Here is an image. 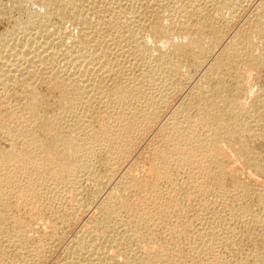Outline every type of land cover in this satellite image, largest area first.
<instances>
[{"label":"bare ground","instance_id":"obj_1","mask_svg":"<svg viewBox=\"0 0 264 264\" xmlns=\"http://www.w3.org/2000/svg\"><path fill=\"white\" fill-rule=\"evenodd\" d=\"M232 1L233 2H229V3H226V1L225 2L221 1L220 6L219 7L217 6V7L218 8H220V7L222 8L223 6H229V7L234 6L235 7V2H234L235 0H232ZM13 2L16 3V6L19 9H22L25 7L23 9V11L24 10L26 11V16H25L26 18L19 23L17 22L18 23L17 27L19 26V28L20 27L22 28V29L20 28L21 30H24L25 33H23V34H25V37L23 40L21 39L22 37L20 38L21 42H18L19 41L18 39H17L18 40L17 42H15L16 39L15 40L10 39L11 43H8L7 45H6V43L9 41V39H8V41H5V40H7L8 37H6V39H5V37H4V39H3V37L0 38V39H2V43L4 42L6 45V46H4L2 44L5 48L4 52L2 51L3 53H5V54L2 53L3 59L6 60L5 63L7 61H10V68H6V66H5V68H6V69L4 68L5 71L2 70L0 72V90L4 86H7V84L10 83L9 81H11V79L12 80L15 79L13 77H17V78L20 77L22 79L21 85L24 88L23 90H25L24 92H26V91L28 92L27 93L28 95H26L27 97L26 96L25 97L28 98V100L29 99L30 100H29V105L28 106L26 105L27 107L25 106V113H23L19 116L18 115L13 116V113H12L11 114L12 116H11V115H8L9 111L8 112L4 111L5 108L3 109V107H1L3 105L1 102L4 101L5 99L4 100L0 99V132L6 133V135H8L7 137H10L9 139L11 141V142L8 141L9 143H11L10 144V150L5 151L3 153H0V246L3 247V249L0 247V251L1 250L4 251V248H7L10 251H15V256L21 252H25V256L23 254L24 258L21 259L20 261L18 260L19 262L16 261L17 258L16 259L13 258L9 262H7V260H6V262H5L3 260V257L0 255V264H41L42 262H44V260L46 259L47 255H48L47 248L42 247L40 245V244H42V243H40V241L43 240L45 238V236L44 237L42 236L43 239H41V240L39 239L40 241H38L37 238H36L37 240H32V238H29L30 235L26 232V229L31 228V224H33V225L36 224L37 219H42V217H44L45 214H47V212H49V211L53 212V210L52 211L50 210L52 208V206H51L52 203L50 200L51 197L49 198V196H48L50 193V189H51L50 187L52 186L53 190L57 189L58 187H60V184H61L60 181L65 182L66 180H71V178H74L75 177L74 175H76L75 174L76 171H78V169H80V168L82 169V168L87 167L89 162H90V157L93 158L92 155L97 154L99 151H101V153H102V151L105 152V154H104L105 158L109 162L110 166H112V168H114L119 163V161L122 160V162H123V159L124 160L128 159V158H126V156L128 154V151H130L129 148L132 149V147L136 145V144L133 145L134 138L140 133H142V136H143V134L146 133L145 130H144V133L141 131L148 125L151 116L152 117L154 116L153 115L154 111L151 110L152 108L149 107V104L145 105V99L146 98H144V99L140 98V99H143L144 101L143 100L140 101V99H139L140 93H139L138 87H140V81L142 79L139 80L138 82H135L136 80L131 78L128 74L126 75L127 72L126 73L124 72L125 69L122 67L124 65H122L121 60H119V58H118L121 56V54L123 52L121 50L125 48L124 46H126V44L128 46V45H130V43L138 41L137 47H136L138 49L134 50L135 52L133 51L136 55L134 53H133V55L135 57L137 56L138 59H140V60L142 59L144 62H146L148 64L151 63V61H149V56L152 58L153 54H155L159 51H164L165 49H167L168 51L172 50L173 53L175 52L177 55H180V56H183V55L187 56L188 55V57L189 56L192 57L194 62L196 63L195 65L197 67L198 63L201 62L200 58L207 56L208 54L211 53V51H209L208 47L205 46L204 44H202L203 42H201V39H203V38L199 39V37L201 35L207 34V32H210L211 30L221 31L223 29H221L219 25L217 26V24L215 26L214 20L211 19V17L212 18H214V17L209 15V14L207 15L206 12H205V14H203L204 16L200 17V19H199L200 21L197 20L198 22L196 21L195 24L189 23L188 21L190 19L186 23H184L185 21L184 22L182 21L184 24H181L180 28L175 26L177 22L174 24L172 21H169V20L167 22V25L164 27L162 25L161 26L157 25V23L160 24L161 22L160 23L158 21H157V23L152 22L153 23L152 27H154V29H155V30H153L154 34L152 35V37L154 36V38H156L157 41H154V38H153V41L155 42V44L150 45L148 43L151 42V40L147 41V39H149V38H147L148 35L145 39V35H144V33H142L143 35L142 34L139 35L138 36L139 38L137 39V37H136L137 31H135L136 33L134 34L131 30L125 29V28H127V26H125V24H124V26H122V25H120L121 23L119 24V22H117L120 25L118 28V29H120V31L117 30L119 32L117 34H115V35H117V38H116L117 44H114V45L117 46L118 43H120V44L118 45L119 51H118V48L114 49V50L118 51V52H116L117 53L116 55H115V51L113 50L114 56H117V57L112 58L111 57L112 51H109V48H106L107 49L106 50L105 49L106 46H104L105 50H102V48H101L102 47V44H101L102 41H100V43H98L101 38L99 39L97 37V35H99V33H97V31H95V27L97 29V25L100 21L102 22V18L99 15H97V11H95L97 9V7H96V9H94V11L92 8L93 6L90 7V8H92L91 9L92 14H90V15L94 14L95 17L97 16L95 19L97 21L101 19L99 22L96 21L97 22V25L95 23L96 26L91 24V25L95 26L93 29V32H96L97 34L95 33V35H94V34H92L93 32L90 34V31L92 29V28L90 29V27H92L90 25L91 22L89 23L90 20H88L90 15L88 18H86V16H82L84 13V12L82 13V8L85 6H89V4H91V3L93 5L94 2H90V0H40V1H37V0H13ZM33 2L34 3L39 2V4H41L42 7L44 8L43 9L44 12L42 11V13L39 14V12H37V11H32L30 9V7H28V5L30 3L32 4ZM148 2H149V4L153 3V1H148ZM178 2L180 3V1H178ZM182 2L184 3V5L182 4V6L185 7L184 11L185 12L187 11V13H188L187 15H190V17H192L193 15H196V16L199 15L200 16V14L196 13V9H198L200 5L194 6L193 5L194 3L191 2V0L189 3H188V0H187V2L185 0ZM216 2H217V0H216ZM96 3H100V2L98 1ZM154 3H155V1H154ZM185 4H188V5L185 6ZM96 5L100 6L101 4H96ZM100 7L102 8V6H100ZM100 7H98L97 10L101 9ZM103 7H105V6H103ZM120 7H121V5H120ZM85 9L88 10V8H85ZM108 9L109 8L106 6L105 11L108 12ZM128 10H129V13H131L132 12L131 10H133V8H129ZM202 10H203V8H202ZM89 11L87 13H89ZM261 11H263V10H261ZM107 12H106V14H107ZM126 12H128V11H126ZM262 13H264V12H262ZM98 14H99V12H98ZM104 14H103V16H104ZM110 14H112V13H110ZM113 14H114V12H113ZM259 15L255 16L256 18L252 17V20H250V19L248 20L249 21L248 27L250 28L249 29L250 31L248 30L249 32H247L248 33L247 39L238 40V39H236V38H238V36L236 35L237 37L235 38V40H237V41L235 42L233 40L234 42L232 41L231 45L229 44L230 46L228 48H226L227 47V43H226V47L224 48L223 53H221L222 55L221 56L219 55L218 58L216 57L215 59H213L214 62H212L211 66L209 65L210 67L213 66L214 68H218V69L223 68V66H226L225 64L227 62V61L224 62V60L232 61V64L234 63V66L236 65L235 66L236 68L239 65H243V64H246L248 66H253V67L254 66L257 67L259 65L264 64V15H262L260 17H259ZM113 16H115V14ZM52 17L57 18L58 21L59 20L65 21L66 19H71L72 25L75 26L79 32V37H80V38H78L79 40L73 41V39H72L71 43H69V44L66 41L65 42L59 41V42H60V46L63 48V50L64 51L66 50V53L68 52L67 53L68 56H66L67 59H64V61L68 60V64H70L72 67L76 66L73 68L77 69L76 72L78 71L77 72L79 75L78 77L80 78L79 81H81L82 84H81V82L79 83V81H77L79 83V85H76L77 83H75V85H73L72 88L71 87L67 88V90L69 88H71V91H69V93H67L69 95L68 98L66 97L69 101L68 104H70L69 113L67 112V114L70 117H66V115H64V113H66V111L63 113L61 111L60 113L58 112V114H55V115H52L46 119H43V118H40L43 115L39 116L40 111H38V106H40V103L42 102L41 99L43 100V98H42V96L39 97V95L37 94L38 92L36 93L37 90L36 91L30 90V92L28 91V89L31 88L30 87L31 82L28 79L32 78L34 80V78H35L36 74L34 75V72L32 69V68H34L33 64L35 62H39V64L42 65V69L40 68L42 71L41 74L46 75V73H48L47 69L49 67L48 64L50 63V61L48 62V59H51L52 57L50 56L51 58H49V54H47L48 52H46V48H47V44L49 43L48 39L53 37L54 35L56 36V34L53 35V32L49 33V31H48V29L50 27V25H48V24H50V19ZM104 17H107V15ZM130 17L132 19H133V17H135L134 12H133V15H131ZM139 17H141V16H139ZM105 21H107V20H105ZM115 21H116V19H115ZM61 23H63V22H61ZM114 24H112V27ZM222 25H224V24H222ZM106 27H108V26L106 25ZM156 27H160V28L157 29ZM59 28H60V25H59ZM104 28H105V25H104ZM108 29L111 30L112 28L111 29L108 28ZM108 29H106V30H108ZM115 29H116V27H115ZM63 30L64 29L61 30L62 34H63V32H62ZM69 30H70V28H69ZM97 30H99V28ZM101 30H99L100 33H101ZM50 31H51V29H50ZM66 31L68 32V30H66ZM66 31H64V32H66ZM70 31H72V30H70ZM70 31L67 33L68 34L67 36L70 37L69 39L74 37V34L70 33ZM103 31H105V29L102 30V32ZM56 32L59 33V31H56ZM103 33H101V34L103 35ZM110 33H113V32L110 31ZM110 33H109L110 37L109 36H107V37H109L110 40H112ZM177 33H182V34L187 33V35L190 34V35L194 36L193 41L191 43H188V44H184L181 41L178 42V40L176 42L175 38L177 36L176 35ZM237 33H235V34H237ZM9 34L14 35V32H10ZM17 36H19V35H17ZM55 36H54V38H56ZM60 36H61V39L64 37V36L62 37V35H59V38H60ZM89 36H90V38H89ZM104 36L106 37V35H104ZM12 37H14V36H12ZM233 37H235V35ZM257 37L258 38L261 37V39H262V40H260V42L262 43V46L259 45L260 46L259 54H256L253 52L254 51L253 47H255L254 45L256 44V41L258 40ZM59 38H57V39H59ZM65 38H66V36H65ZM93 38L96 39V41L99 39L98 42L95 43L94 45H92V43H94L96 41ZM106 38L104 40L107 41ZM114 40L111 42H114ZM91 41H93V42H91ZM106 43H108V42H106ZM106 43H105V45H107ZM109 43H110V41H109ZM261 43H259V44H261ZM100 44H101V47H100ZM135 45H136V43L135 44L133 43V45L131 44V46H135ZM111 46L113 47V44ZM244 47H246V48H244ZM39 48H41L40 51L38 50ZM81 50H83V51H81ZM165 52H166V50L164 51V53ZM85 53H88V55ZM164 53H161V54L164 55ZM71 55H72V57H71ZM85 55H87V56H85ZM155 55H157V54H155ZM222 56L224 58H222ZM0 58L2 59V56ZM121 59H123V58H121ZM143 61H142V64H143ZM169 61H171V60H169ZM169 61L166 59V57L162 58V63L158 69L159 70V76H160V78H158V79L161 80L160 85H161V82L165 78H166L165 80H167L168 75L172 74L171 72L173 71L174 67L176 66V65H174V67L171 66L172 62L170 63ZM7 64H9V62H7ZM2 65H4V64H2ZM36 65H37V63H36ZM65 65H67V64H65ZM67 66H69V65H67ZM198 66H200V64ZM7 67H9V66L7 65ZM37 67H38V65H37ZM39 67H41V66H39ZM157 68H158V66H157ZM191 68H192V66H191ZM237 71H240V72L239 73L237 72L238 75H236V76L238 78L237 79L238 83L236 82V84H237L238 88L242 89V87H243V85H242V81H243L242 73H241L240 68H239V70L237 69ZM57 73L56 74L48 73L47 76L49 78L46 77L47 78L46 82L50 83L48 85H51V84L56 85L55 81H58V79H60L61 77L63 78L64 75L61 76L59 73L58 74ZM37 74H38V71H37ZM63 74H65V72ZM70 74H72V73H69L67 75H70ZM75 75H76V73H75ZM111 75L112 76L125 75L126 77H125L124 81L122 82V84L121 83H119L120 85L117 84L118 86L115 88L116 90H114L113 92H111L107 95L106 92H108V91H104L103 86L101 84H104L103 83L104 80L108 79V77H110ZM121 76H120V78H121ZM43 77H44V75H43ZM70 77H68V78H70ZM142 77H144V76H142ZM110 78H112V77H110ZM40 79H43V78L40 76ZM69 80H71V78L68 79V82H69ZM115 80H116V78H115ZM62 82H63V80H62ZM71 83H70V85H71ZM68 85H69V83H68ZM104 87H106V86H104ZM163 87H166V86H163ZM65 89H66V87H65ZM160 89H161V86H160L159 90ZM193 89H194V92H193L194 95H192V101L191 102L195 104V105L194 104H192V105L195 106L194 109L196 112L195 113L196 116L200 119V116L204 113L205 116L208 115L207 117L211 118L212 122L208 123L209 121L208 122L206 121V123L204 124L205 121L202 119V122L204 121L203 125H205V127L203 128V130H201L202 128L198 129L197 126L192 127L189 119L188 120L185 119V115H186L185 112H183L185 115H183V113L181 114L182 116H184L183 117L184 119H181V117H179L180 115L178 116L179 118H176L177 113L175 115L176 117H173L171 119L169 118V120L166 119L167 123L165 124V133H162V134L160 133L161 136H159L160 137L159 141L150 149V151H148V153L150 155H152V157H150V158L147 156L149 158L148 159L149 160L148 161L149 162V165H148L149 171L148 172L146 171V172L149 173L148 177L149 176L150 177L148 179L147 178L140 179L138 177L137 173L139 172L138 170H139V167H141L140 166L141 163L132 160L133 156H132V158L130 157L133 162L131 163L129 161L128 166L125 167V169L123 171H121L119 174H118V172L120 171V170H118L119 168L117 169L118 172L116 171L118 174V177L115 175L117 177V181H116V184L114 186H117L120 189H129L131 187H133L134 189L135 188L138 189V192L140 194L138 196L141 197L140 202L138 201V204L137 205L135 204V207L132 209H129L130 207H133V206H129L130 205V202H129L128 203L129 208L126 207V208H128V209H126L125 205L123 206V204H122L123 207L121 206V203L117 206H113V205H111L110 201L108 202V204L110 203L109 205L107 203H105V201H102V202L100 201L101 203L99 204V207H98L99 210L98 211H100L102 213V217L104 219H106V222L109 220V218L112 217L111 215L113 213H117L119 211V208L122 207V209H125V210H122V212L124 211L128 214L129 220L131 221V223H133V226H135V229L137 228L136 226H138V228L140 226L143 228V231L141 233L139 232L140 234H138L137 231L131 227V225L128 223L129 221L127 220V223L130 225V226L127 225V227L132 228L129 230L126 228L128 231H125L126 236H124V240H125L124 246H126L127 248H124L125 250L124 249L120 250L118 247L119 250L117 252V255L114 254L117 251L116 249H114V250H116L113 253L114 255L112 253H109L108 251H106L107 249L105 250L106 252H108L109 254H112L113 256H108V254H106V252L105 253L99 252L98 249L95 250L94 244L91 243L93 241L89 242L91 239L88 241V240H86V238L84 239L83 237H81L84 235L79 234V236L81 235L79 237V236H77V234H74L75 236L72 238V240H70L71 244L69 246H67L65 248V250H63L64 251L63 256L61 257V260L58 264H117L116 262H119L121 260H122V262H120L119 264H246L245 263L246 260L244 261L243 260L244 258L243 259L242 258L240 259V257L238 258L237 257L238 255L235 254L236 252L234 250H232V251H234L235 253H233V252L231 253V251H230L231 249L230 250L228 249L229 253L227 250H226L227 253H225L224 251H222L220 249V247L223 246V244L225 243L228 236H226L225 232H223V231L217 232V234L220 233L222 235H220V234L215 235L216 234L215 230L218 229V228H216L217 225H215L216 227L208 226V227L202 228V230L200 228V231L199 230L197 231V229H196V234H197L196 236L200 241H202L201 244H198L196 240L194 241L192 238H190L191 236L189 237L188 228L191 225V223L189 224L186 222L187 224L184 223L185 224L184 226L181 224L182 223L181 221H179V222H181L180 224L177 223V220L181 217V213H182V211H184V207H185V205H182L180 203V199L178 198L180 196L178 195L177 192L178 191L182 192V190L185 187L184 192H185L186 200L190 201L191 198H192V200H195L194 203L195 202L196 203L194 205L196 206V204H197V206L199 208V212L201 214L200 216H203L204 213L206 211H210V208H211V206L209 207V205L212 204V201L209 199V195H208L209 191L208 190H210V188H211L210 186L213 185L212 190L213 189L214 190L212 192L215 191V193L217 192L219 195H223L224 197L227 198V200H230V202H231V207H230L231 209L229 210V213H228L231 216L230 220L235 219L237 221L239 220L238 222H240V223H244V222H248L249 218H250L251 222L260 223L259 220L262 219L261 215H260V217L258 214H256V215L253 214L251 216V214L249 213L251 217L248 216L249 218H245L246 214H244L242 212L246 211V209H245V207H246L245 202L246 201L245 200L248 199L247 198L248 196L249 197L251 196L252 202L262 204V207L264 209V189L262 187H261L262 189H256L255 188L257 186H258V188H260L259 186H261V184H264V183H261V181L258 178H256L259 175L258 173H257V175L255 174L256 176L254 177V176H251V174H249L248 173L249 171H248L247 174L250 175V177H248L250 179L248 180L247 183L239 181V179H238L239 176L237 174L240 173V171H241L240 169H242V171L244 172V170L246 168L251 169V170L256 171V172L259 171L261 174L262 173L264 174V160L262 158H260L262 155L264 156V131L260 132V131H258V129L260 130V128H258V127H257L258 129L255 128L256 125H258L260 123L262 118L260 119L259 123L257 122V124L255 125L253 123L254 119L253 120H247L249 118V114H248L249 109L247 110V108H245L244 105L240 104L242 102L238 101L237 98H234V99L233 98H227V96L220 95L218 92H214V90H210L209 91L210 95H208L203 90L204 88L200 87L198 84L195 85L193 87ZM240 89H239V91H240ZM156 90H157V88H156ZM31 91H33V94H32L33 96L31 95ZM164 91H165V89H164ZM86 93H88V95L90 94V96L92 95L93 99L95 98L96 100H98V102H96L97 103L96 106L94 105L95 106V112H96L95 116L97 118L96 121L98 122V126H94V125H96V123H95L96 121L94 122L95 124H93L92 116H89L90 115L89 113H88L89 115H87L86 114L87 112L85 111V109H83V110L86 113L83 112V110H80L81 109L80 106L84 107V105H82V103L87 102L86 104H88L89 101H87V100H90L89 99L90 96H88ZM164 93L166 94V92H164ZM67 94H65V95H67ZM145 94H146V92H145ZM3 95H4V93H3ZM19 95H20V93H19ZM0 96H2V95H0ZM215 97H217V98L221 97L222 101L223 102L225 101L224 105L226 103L228 105L226 104L224 106L225 107L224 109H218L219 106L217 108L216 107L217 105H215V103H216L214 101ZM16 98H17V96H16ZM157 98H158V96H157ZM164 98H166V97H164ZM164 98L162 97V99H164ZM18 99H16V102ZM153 99H155V98H153ZM153 99H151L150 101H152ZM28 100H26V101H28ZM96 100H93V101H96ZM133 100H135V104H134ZM187 100H189V99H187ZM66 101L67 100H65V102ZM147 101L150 102L149 100H147ZM5 102H7V99ZM9 102H7L8 105L11 104V103L9 104ZM157 102H160V101H157ZM157 102L156 101L154 102L155 105L159 104ZM165 102L163 104H166ZM22 103H23V101H22ZM24 103H26V102H24ZM17 104H16V106H17ZM153 105L154 104H152V106ZM65 107H67V104L65 105ZM157 107H158V105H157ZM180 107L181 106H179V108ZM182 107H183V109L185 108L184 106H182ZM10 108H12V107H10ZM10 108H9V110H10ZM23 108L24 107L21 106L22 110H23ZM88 108L89 107H87L86 110ZM167 108H168V106H167ZM7 109H8V106H7ZM155 109H157V108H155ZM176 109H177V107H176ZM181 110H182V108H181ZM12 111L10 110V112H12ZM92 111H93V109H91L90 112H92ZM174 111H172V112H174ZM14 112H15V110H14ZM155 113H156V111H155ZM178 113H180V112L178 111ZM173 114H175V112ZM91 115H92V113H91ZM159 115H161V114H159ZM162 115H163V113H162ZM170 115H172V114H170ZM250 115H252V114H250ZM163 116H161V118ZM168 117H170V116H168ZM188 117H189V115H188ZM251 117H253V116H251ZM258 117H260V116H258ZM108 118H109V120H107ZM110 118H112V119H110ZM191 118H193V117H190V119ZM151 121H153V120H151ZM154 121L156 122L157 120H154ZM199 122H200V120H199ZM261 122L262 123H260V124L263 128L261 130H264V119ZM193 123H195V122H193ZM150 125H152V127H153L154 124L151 123ZM155 126H156V124H155ZM261 126H259V127H261ZM198 127H199V125H198ZM37 128L42 129L43 130L42 132L46 137L45 141H43V140L41 141L39 139L41 143L38 140H36V138H34V135H33L34 131L37 130ZM153 128H155V127H153ZM160 131H162L161 128H160ZM147 134H148V132H147ZM9 139H7V140H9ZM138 139H140V138H138ZM220 142L227 143V145H229V147L232 149L234 147L235 148L234 151L236 152V154L235 155L233 154V156L232 155L228 156L230 153H226V154L223 153L226 151V149H224L222 147V149H223V152H222L220 145H218V143H220ZM42 146H43V148H42ZM43 149H44V151H43ZM262 149H263V151H262ZM94 157H95V155H94ZM228 157H231V158L229 159ZM121 164H122V166L124 165L123 163H121ZM117 166H119V165H117ZM244 166L245 167L247 166V167L245 168ZM141 169H142V167H141ZM142 170H145V169H142ZM142 172H144V171H142ZM106 178H107V176H106ZM178 181H180L181 183L178 184ZM249 181H252V182H249ZM180 184H182V185H180ZM250 184H252V185H250ZM178 185L182 186L183 189L178 190V189H180L178 187ZM183 185H185V186L183 187ZM253 185H256V186H253ZM61 186H63V185H61ZM208 187H210V188L208 189ZM51 192H53V191H51ZM47 193H48V195H47ZM54 193H55V191H54ZM56 193H57V190H56ZM215 193H214V195H215ZM127 194H126V196H127ZM183 195H181V196H183ZM210 195H212V194H210ZM138 196L136 198H138ZM187 197H189V198L187 199ZM119 199L122 200V198H119ZM72 200H73V198H72ZM106 201H107V199H106ZM113 201L115 202L114 199H113ZM117 201H118V199H117ZM123 201H124V199H123ZM54 202H56V201H54ZM114 202H113V204L116 203V202L115 203ZM119 202H120V200H119ZM221 202H223V201H221ZM233 202H236V204H234ZM135 203H137V202H135ZM187 203H190V202H186V204ZM249 205L250 204H248V207H249ZM56 206H57V204H56ZM126 206H127V203H126ZM203 210H204V212H203ZM57 211H54V213L56 212V214H57ZM197 211H198V209H197ZM119 212H121V211H119ZM127 214L125 216H127ZM243 214H244V216H243ZM195 216H197V213L195 214ZM118 217H119V214H118ZM125 218L127 219V217H125ZM113 219H115V218H113ZM110 220H112V219H110ZM122 220H123V218H122ZM262 221L263 220H261V224H262ZM51 223L52 222H50L49 224H51ZM107 223H109V222H107ZM124 223L127 224L125 221H124ZM37 224L35 226H37ZM125 224H124V226L126 227ZM263 224L261 225L262 234L264 233V225ZM35 226H33V228H35ZM68 227H69V225H68ZM58 229H59V227H58ZM95 229H94V231H95ZM141 229H138V230L141 231ZM29 230H31V229H29ZM159 230H161L160 231L161 233H157ZM40 231H41V235H43L42 230H40ZM59 231H55L54 233L50 232V233H52V235L49 233L51 235V237L49 236V238H50L49 240H51L53 243L55 242V245H57L61 241L62 243H60V244L61 245L63 244V246H64L63 238H64L65 234H63V229H61L62 235H59V234H61ZM58 232H59V234H58ZM38 233H40V232L38 231ZM83 233H85V232H83ZM47 234H48V232H47ZM158 234H162L161 236L165 235L166 236L165 239H167L168 241H163L162 239H160L161 237L159 238ZM32 236H37V233L35 235L32 234ZM165 236H163V237H165ZM38 238H40V237H38ZM47 238H45V240ZM33 239H35V238H33ZM227 240H229V239H227ZM44 241H42V242H44ZM47 242H49V241H47ZM49 243H50V245L52 244L51 242H49ZM49 243H47V244H49ZM88 244H89L90 249L86 248V246ZM95 244H97V243H95ZM225 244L227 245V243H225ZM226 245H225V247H226ZM27 247H30L29 250ZM47 247H49V246H47ZM111 247L112 246H110V248ZM53 248H54V246H53ZM97 248H98V246H97ZM26 249L28 251H26ZM261 249H262V247L259 249V251ZM263 250L264 249H262V251ZM119 251L120 252L123 251L124 253L120 254ZM257 251H256V253H254V255L251 254L252 255L251 256L252 260L250 259L251 264L252 263L264 264V252H262V251L257 252ZM247 254L245 253L244 255L246 256ZM10 255H12V254L10 253ZM12 256H14V255H12ZM248 257H249V255H248ZM18 258H19V256H18ZM187 258H189V260ZM7 259H8V257H7ZM117 259H120V260L118 261ZM114 260H117V261L114 262ZM247 260L249 262V259H247Z\"/></svg>","mask_w":264,"mask_h":264},{"label":"rangeland","instance_id":"obj_2","mask_svg":"<svg viewBox=\"0 0 264 264\" xmlns=\"http://www.w3.org/2000/svg\"><path fill=\"white\" fill-rule=\"evenodd\" d=\"M37 1H40V0H37ZM100 2V3H96V2ZM148 1H153V3L151 4H149V2ZM154 1H155V3H154ZM161 1V2H160ZM178 1H180V3L178 2ZM90 0V2H94L93 3V5H92V3L91 4H89V6H85V7H83L82 8V13H83V15L82 16H86V18H88L89 17V15L90 14H92V8H93V11H94V9H96V7H97V9H98V7H100V6H102V8L101 9H99V10H95V11H97V15H99L101 18H102V22L100 21V20H95L96 19V17L94 16V14L93 15H90V17H89V19L88 20H90L89 21V23H90V25L91 24H93V25H95V23H96V25H97V22H99L98 23V25H97V29L99 28V30H104L105 29V31H103L102 32V30H101V33H103V35L100 33V31L99 30H97L96 29V25L95 26H93V25H91L92 27H90V29H91V31H90V34L93 32V29H94V27H95V31H97V33H99V35H97V37L100 39H98L99 40V42H98V40L96 41V39H94L96 42H94V43H92V45H94L95 43H100V41H102L101 42V44H102V47H101V44H100V47L102 48V50H105L106 48H109V51H112V55H111V57L112 58H115V57H117V56H114V53H113V50L115 49V48H118V45L120 44V43H118V45L116 46V45H114V44H117V35H115V34H117L119 31H120V29H118L119 28V26L120 25H122V26H124V24H125V26H127V28H125V29H128V30H131L134 34L136 33L135 31H137V33H136V37H137V39L139 38L138 36L139 35H141L142 33H144V35H145V39H146V37H147V35H148V37L147 38H149V39H147V41H150L151 40V42H149L148 44H150V45H154L155 44V42L154 41H157V39L156 38H154V36L152 37V35L154 34V32H153V30H155L154 29V27H152V25H153V23H157V21L160 23V24H158L157 23V25H162L163 27L164 26H166L167 25V22H168V20L169 21H172L174 24L176 23V25L175 26H177L178 28H180V25L181 24H184V23H186L189 19V23H191V24H195L196 23V21L198 20V21H200L199 19H200V17H202V16H204L203 14H205V12H206V14L208 15H211V16H213L214 18H212L211 17V19H213L214 20V25L216 26V24H217V26L219 25L220 26V28L221 29H223V30H221V31H218V30H211L210 32H207V34H204V35H201L200 37H199V39H201V38H203V39H201V42H203L202 44H204L205 46H207L208 47V49H209V51H211V53L210 54H208L207 56H204V57H202V58H200V61L201 62H199L198 63V65L200 64V66H198L197 65V67H196V63L194 62V60H193V58L192 57H188V55L187 56H180V55H177L175 52L173 53V51L172 50H167V49H165L166 50V52L164 53V51H159V52H157V53H155V54H157V55H155V54H153V57L151 58L148 54V56H149V61H151V63L150 64H148V63H146V62H144L142 59V61H143V64H142V61L140 60V59H138L137 58V56L135 57L134 55H133V53L135 52L134 50H136V49H138V48H136L137 47V43H138V41H136V42H133L134 44L136 43V45L135 46H131V44L133 45V43H130V45H128L127 46V44H126V46H124L125 48L124 49H122L121 51H123L122 52V54H121V56L120 57H118L119 58V60H121V63H122V65H124V66H122L124 69H125V73H126V75L128 74L131 78H133L134 80H136L135 82H138L139 80H141L140 81V87H138L139 88V93H140V95H139V99L140 98H146L145 99V105L147 104H149V107L150 108H152L151 110H153L154 111V113H155V111H156V113L154 114L153 113V115L156 117H152L151 116V118H150V121L151 120H153V121H149V123H148V127L145 129H143L141 132H143L144 133V130H145V134H143V136H142V133H140V134H138L135 138H134V142H133V145H135V146H133L132 147V149L131 148H129V150L130 151H128V154H127V156H126V158H128V159H126V160H124L123 159V162H122V160L121 161H119V163L117 164V165H119V166H115L114 168H112V166H110V164H109V162L106 160V158H105V152L104 151H102V153H101V151H99L97 154H94L95 155V157H94V155H92V157L93 158H91L90 157V162H89V164H88V166L87 167H85V168H80V169H78V171H76V175H74L75 177L74 178H71V180H66L65 182H62V181H60L61 182V184H60V187H58L57 189H54L53 190V187L51 186L50 188L52 189H50V193H49V195H48V193H47V195L49 196V198H50V200H51V203H52V208L50 209L51 211L53 210V212H47V214H45V216L44 217H42V219H37V226H35L36 224H31V228H27L26 229V232L30 235L29 236V238H32V240H37L38 239V241H40L41 239H43V237L45 236V238H47L46 240L47 241H49V242H51L52 244L50 245V243L49 242H47L46 240H45V238L43 239V240H41L40 241V243H42V244H40L42 247H45V248H47V252H48V255H47V257H46V259L44 260V262H42L41 264H58L59 262H60V260H61V257L63 256V250H65V248L67 247V246H69L70 244H71V242H70V240H72V238L75 236L74 234H77V236H79V234H81V235H84V236H81V237H83L84 239L86 238V240H90L89 242H91V241H93V242H91V243H93L94 244V246H95V250H97L98 249V251L99 252H106V251H108L109 253H114L116 250V252L114 253L115 255H117V252H118V250L120 249H124V248H127L126 246H124L125 245V240H124V236H126L125 234H126V232L125 231H128L129 229H135V226H133V223H131V221L129 220V217H128V214L126 213V212H122V210H125V209H122V207L125 205V208L126 207H128L129 208V206H133V207H130L129 209H132V208H134L135 207V204L137 205L138 204V201L140 202V200H141V197L140 196H138V195H140L139 194V192H138V189H134L133 187H131V188H129V189H120V188H118L117 186H114L115 184H116V181H117V177H118V174L121 172V171H123L124 169H125V167H127L128 166V164H129V161L132 163L133 161L132 160H134V161H137V162H139V163H141L140 164V166L142 167V169H145V170H142L141 169V167H139V172L137 173L138 174V177L140 178V179H145V178H149L148 177V175H149V173H147L149 170H148V165H149V158L150 157H152V155H150L149 153H148V151H150V149L159 141V139H160V137L159 136H161V134L162 133H165V124L167 123L166 122V119L167 120H169V118L171 119V118H173V117H176V118H179V117H181V119H184L183 117L184 116H182L181 114L183 113V112H185L186 113V115L183 113V115H185V119H189V121L191 122V125H192V127H196L197 126V128L199 129H201V130H203V128L205 127V125H203V122H204V124L206 123V121L208 122V123H210V122H212V120H211V118H208L207 116L208 115H206L205 116V114L203 113L201 116H200V119L196 116V112H195V109H194V103H192L191 101H192V95H194L193 94V92H194V89H193V87L195 86V85H199L200 87H202V88H204L203 90L205 91V93L206 94H208V95H210V90H214V92H218L220 95H224V96H227V98H237L238 99V101H240V102H242V103H240V104H242V105H244V107L245 108H247V110L249 111L248 112V114H249V118L247 119V120H253L254 122V124L256 125L257 124V122L259 123V121H260V119L262 118V120L261 121H263V119H264V64H262V65H259V66H257V67H253V66H248V65H246V64H243V65H239L237 68L234 66V63L232 64V61H229V60H224V62H226V66H223V68H220V69H218V68H214L213 66L212 67H210L211 65H212V62H214V60L213 59H215L216 57L218 58L219 57V55L221 56L222 54L221 53H223V51H224V48L226 47V43H227V47L226 48H228L230 45H231V43H232V41L234 40L235 42L237 41V40H235V38L238 36V38H236V39H238V40H241V39H243V40H245V39H247V35H248V33L247 32H249L250 30V28L248 27L249 26V19L250 20H252V17H254V18H256L255 16H257V15H259V17L260 16H262V15H264V13H262V12H264V0H235L234 2H235V7L234 6H223L222 8L220 7V8H218L219 6H220V4H221V1H223V2H225L226 1V3H229V2H233L232 0L230 1V0H217V2H216V0H191V2H193L194 4V6L196 5H200L199 6V8L198 9H196V13H198V14H200V16L199 15H191L192 17H190V15H187L188 13H187V11L185 12L184 11V9H185V7L184 6H182V4L184 5V3L182 2V1H184V0ZM186 2H187V0H185ZM190 2V0H188V3ZM209 2V3H208ZM215 2V3H214ZM163 3V4H162ZM96 4H101L100 6L99 5H96ZM106 4V5H105ZM207 4V5H206ZM213 4V5H212ZM215 4V5H214ZM239 4V5H238ZM15 5V6H14ZM91 5V6H90ZM96 5V6H95ZM120 5H121V7H120ZM129 5V6H128ZM186 5H188V4H185V6ZM93 6V7H92ZM103 6H105V7H103ZM106 6L109 8L108 9V12L107 11H105V9H106ZM216 6V7H215ZM218 6V7H217ZM238 6V7H237ZM241 6V7H240ZM28 7H30V9L32 10V11H37V12H39V14H41L42 13V11H43V7H42V5L41 4H39V2H33L32 4L30 3L29 5H28ZM90 7H92V8H90ZM228 7V8H227ZM233 7V8H232ZM25 8V7H24ZM24 8H22V9H19L17 6H16V3L15 2H13V0H0V38H2L3 37V39H4V37H5V39H6V37H8L7 38V40H5V41H8V39H9V41L6 43V45L8 44V43H11V41H10V39L11 40H15V42H17L18 40V42H21L20 40L22 39H24V37H25V34H23V33H25L24 32V30H21L20 28H19V26L17 27V24L19 23V22H21V21H23L26 17V11L24 10L23 11V9ZM85 8H88V10L87 9H85ZM127 8V9H126ZM129 8H133V10H131L132 12L131 13H129ZM202 8H203V10H202ZM231 8V9H230ZM235 8V9H234ZM113 9V10H112ZM205 9V10H204ZM208 9V10H207ZM216 9V10H215ZM87 10V11H86ZM90 10V11H89ZM119 10V11H118ZM149 10V11H148ZM202 10V11H201ZM261 10H263V11H261ZM89 11V13H87ZM104 11V12H103ZM126 11H128V12H126ZM142 11V12H141ZM44 12V11H43ZM98 12H99V14H98ZM106 12H107V14H106ZM113 12H114V14H115V16H113L114 14H113ZM120 12V13H119ZM133 12H134V15H135V17H133V19L130 17L131 15H133ZM213 12V13H212ZM234 12V13H233ZM102 13V14H101ZM105 13V14H104ZM110 13H112V14H110ZM147 13V14H146ZM156 13V14H155ZM12 14V15H11ZM103 14H104V16H106L107 15V17H104L103 16ZM216 14V15H215ZM96 15V14H95ZM111 15V16H110ZM103 16V17H102ZM139 16H141V17H139ZM172 16V17H171ZM249 16V17H248ZM115 17V18H114ZM118 17V18H117ZM123 19H122V18ZM196 17V18H195ZM209 17V16H208ZM217 17V18H216ZM18 18V19H17ZM85 18V17H84ZM94 18V19H93ZM109 18V19H108ZM129 18V19H128ZM169 18V19H168ZM175 20H174V19ZM180 18V19H179ZM188 18V19H187ZM56 19V20H55ZM115 19H116V21H115ZM152 19V20H151ZM172 19V20H171ZM177 19V20H176ZM105 20H109L108 22L107 21H105ZM97 21V22H96ZM104 21V22H103ZM123 21V22H122ZM129 21V22H128ZM180 21V22H179ZM184 23H183V22ZM197 21V22H198ZM218 21V22H217ZM224 21V22H223ZM18 22V23H17ZM61 22H63V23H61ZM117 22H119V24L117 23ZM153 22V23H152ZM115 23V24H114ZM134 23V24H133ZM56 24V25H55ZM112 24H114L113 25V27H112ZM222 24H224V25H222ZM48 25H50V27H49V29H48V31H49V33L50 32H53V35L54 34H56V38H54V36L53 37H51V38H49L48 39V41H49V43L47 44V48H46V52H48L47 54H49V58H51V59H48V62L50 61V63L48 64V69H47V71H48V73H50V74H56L57 72L61 75V76H63V78L61 77L60 79H58V81H55V83H56V85L55 84H51V85H48V84H50V83H48V82H46V80H47V78H49L47 75H48V73H46V75L45 74H41V69H42V65L41 64H39V62H35L34 64H33V67L34 68H32L33 69V72H34V75H35V78H34V80L32 79V78H30V79H28L30 82H31V88L30 89H28V91L30 92V90H33V91H36V93L39 95V97L40 96H42V98H43V100L41 99V103H40V106H38V111H40L39 112V116H41V115H43V116H41L40 118H43V119H46V118H48V117H50V116H52V115H55V114H58V112L60 113L61 111H62V113L63 112H65L66 111V113H64V115H66V117H70L68 114H67V112L69 113V109H70V104H68L69 103V101H68V94L67 93H69V91H71V88H72V86L73 85H75V83H77L76 85H79V83L81 82V81H79L80 80V78L78 77L79 75H78V71L76 72V70L77 69H75V68H73V67H76V66H71L70 64H68V60H65L64 61V59H67L66 58V56H68V52L66 53V50L64 51L63 50V48L60 46V42L59 41H62V42H67L68 44L69 43H71V40L73 39V41H77V40H79L78 38H80L79 37V32H78V30H77V28L75 27V26H73L72 25V22H71V19H66L65 21H61V20H57V18H54V17H52L51 19H50V24H48ZM52 25V26H51ZM55 25V26H54ZM59 25H60V28H59ZM89 25V26H90ZM101 25V26H100ZM104 25H105V28H104ZM106 25L108 26V27H106ZM111 25V26H110ZM118 25V26H117ZM156 25V26H157ZM57 26V27H56ZM99 26V27H98ZM141 26V27H140ZM243 26V27H242ZM62 27V28H61ZM75 27V28H74ZM101 27V28H100ZM115 27H116V29H115ZM19 28V29H18ZM54 30H53V29ZM69 28H70V30H72V31H70L69 30ZM108 28H112L111 30H109ZM132 28V29H131ZM157 29L158 28H160V27H156ZM16 29V30H15ZM24 29V28H23ZM50 29H51V31H50ZM56 29V30H55ZM58 29V30H57ZM62 29H64L62 32H63V34L61 33V30ZM89 29V30H90ZM106 29H108V30H106ZM124 29V30H125ZM156 29V30H157ZM11 30V31H10ZM53 30V31H52ZM66 30H68V32L70 31V33H73L74 34V37L73 38H71V39H69L70 37H68L67 35V31ZM117 30H119V31H117ZM249 30V31H248ZM23 31V32H22ZM56 31H59V33H57ZM64 31H66V32H64ZM87 31V30H86ZM99 31V32H98ZM107 31V32H106ZM110 31L111 32H113V33H110ZM141 31V32H140ZM10 32H14V35H10L9 33ZM55 32V33H54ZM88 32V31H87ZM140 32V33H139ZM153 32V33H152ZM222 32V33H221ZM239 34H238V33ZM8 35H7V34ZM95 33L96 32H93L92 34H94L95 35ZM96 33V34H97ZM108 33V34H107ZM109 33H110V35H111V39L112 40H110V36H109ZM139 33V34H138ZM151 33V34H150ZM235 33H237V34H235ZM6 34V35H5ZM24 36H23V35ZM62 35V37L65 35L66 36V38H65V36L61 39V36H60V38H59V35ZM220 34V35H219ZM5 35V36H4ZM17 35H19V36H17ZM58 35V36H57ZM101 35V36H100ZM104 35H106V37L107 36H109V37H105ZM143 35V34H142ZM150 35V36H149ZM177 35V36H176ZM175 36H176V38H175V40H176V42H177V40H178V42H182V43H184V44H188V43H191L192 41H193V37L194 36H192V35H190V34H188L187 35V33H184V34H182V33H177ZM224 35V36H223ZM235 35V37H233ZM237 35V36H236ZM12 36H14V37H12ZM76 36V37H75ZM103 36V37H102ZM116 36V37H115ZM244 36V37H243ZM10 37V38H9ZM12 37V38H11ZM22 37V38H21ZM107 39V41L106 40H104L105 38ZM217 37V38H216ZM21 38V39H20ZM57 38H59V39H57ZM75 38V39H74ZM77 38V39H76ZM89 38H90V36H89ZM104 38V39H103ZM115 40H114V39ZM151 38V39H150ZM153 38H154V41H153ZM225 38V39H224ZM232 38V39H231ZM234 38V39H233ZM240 38V39H239ZM258 38V37H257ZM256 38V39H257ZM18 39V40H17ZM61 39V40H60ZM103 39V40H102ZM228 39V40H227ZM93 40V41H94ZM110 41V43H109V41ZM114 40V42H111V41H113ZM260 40H262L261 39V37H259L258 38V40L256 41V44L254 45L255 47H253V52L254 53H256V54H259V51H260V46H262V43L260 42ZM93 41H91V42H93ZM233 41V42H234ZM104 42V43H103ZM106 42H108V43H106ZM0 57L2 56V59L0 58V72L3 70V71H5V69L6 68H10V61H7V62H9V64H7V62L5 63V61L6 60H4L3 59V54H5V53H3L4 52V50H5V48H4V46H6L5 45V43L3 42L2 43V39H0ZM53 43V44H52ZM105 43L108 45H105ZM259 43H261V44H259ZM4 46H3V45ZM104 44V45H103ZM113 44V47L111 46ZM220 44V45H219ZM230 44V45H229ZM260 45V46H259ZM104 46H106L105 47V49H104ZM115 46V47H114ZM139 46V45H138ZM216 46V47H215ZM219 46V47H218ZM89 47V46H88ZM111 47V48H110ZM49 48V49H48ZM141 48V47H140ZM244 48H246V47H244ZM51 49V50H50ZM211 49V50H210ZM223 49V50H222ZM39 51L41 50V48H39L38 49ZM49 50V51H48ZM107 50V49H106ZM125 50V51H124ZM3 51V52H2ZM81 51H83V50H81ZM115 51V55L117 54L116 52H118L119 51V48H118V51H116V50H114ZM131 51V52H130ZM134 51V52H133ZM217 51V52H216ZM86 52V51H85ZM129 52V53H128ZM214 52V53H213ZM3 53V54H2ZM57 53V54H56ZM64 53V54H63ZM161 53H164V55L163 54H161ZM63 54V55H62ZM70 54V53H69ZM85 54H87L88 55V53H85ZM135 54V53H134ZM215 54V55H214ZM87 55H85V56H87ZM125 55V56H124ZM136 55V54H135ZM212 55V56H211ZM217 55V56H216ZM51 56V57H50ZM56 56V57H55ZM71 57H72V55H71ZM164 58V57H166V59L169 61V60H171V61H169L170 63L172 62V65L171 66H173L174 67V65H176L175 67H174V69H173V71L171 72L172 74H169L168 75V78H167V80H163L162 82H161V85H160V81L161 80H159L158 78H160V76H159V66L161 65V63H162V58ZM214 57V58H213ZM54 58V59H53ZM121 58H123V59H121ZM155 58V59H154ZM209 58V59H208ZM222 58H224L223 56H222ZM151 59V60H150ZM154 59V60H153ZM57 60V61H56ZM204 60V61H203ZM2 61V62H1ZM124 61V62H123ZM176 61V62H175ZM4 62V63H3ZM67 62V63H66ZM115 62V61H114ZM133 62V63H132ZM36 63H37V65H38V67H37V65H36ZM138 63V64H137ZM153 63V64H152ZM2 64H4V65H2ZM51 64V65H50ZM65 64H67V65H69V66H67V65H65ZM7 65L9 66V67H7ZM36 65V66H35ZM143 65V66H142ZM195 65V66H194ZM210 65V66H209ZM5 66H6V68H5ZM39 66H41V67H39ZM51 66V67H50ZM157 66H158V68H157ZM179 66V67H178ZM191 66H192V68H191ZM69 67V68H68ZM3 68V69H2ZM5 68V69H4ZM41 68V69H40ZM63 68V69H62ZM208 68V69H207ZM239 68H240V70H241V73H242V79H243V81H242V85H243V87H242V89H240V88H238V86H237V84H236V82L238 83V81H237V76L236 75H238V73L240 72V71H237V69L239 70ZM35 69V70H34ZM60 69V70H59ZM73 69V70H72ZM147 69V70H146ZM179 69V70H178ZM207 69V70H206ZM40 70V71H39ZM62 70V71H61ZM175 70V71H174ZM177 70V71H176ZM36 71V72H35ZM37 71H38V74H37ZM60 71V72H59ZM139 71V72H138ZM40 72V73H39ZM65 72V74H63ZM67 72V73H66ZM238 72V73H237ZM57 73V74H58ZM69 73H72V74H70V75H67V74H69ZM75 73H76V75H75ZM145 75H144V74ZM237 73V74H236ZM41 74V75H40ZM244 74V75H243ZM43 75H44V77H43ZM33 76V75H32ZM40 76L43 78V79H40ZM70 77L71 78V80H69V82H68V79H70V78H68V77ZM73 76V77H72ZM117 76V77H116ZM116 76H110V77H112V78H110V77H108V79H105L104 80V84H101L102 86H103V90L104 91H108V92H106V94L108 95L109 93H111V92H113L114 90H116L115 88L118 86L117 84H119V83H121L122 84V82L124 81V79H125V75H116ZM120 76H121V78L123 79H121L120 78ZM141 76V77H140ZM142 76H144V77H142ZM19 77V76H18ZM37 77V78H36ZM47 77V78H46ZM77 79H76V78ZM124 77V78H123ZM140 77V78H139ZM148 77V78H147ZM150 77V78H149ZM13 78H15V79H11V81H9L10 83H8L7 84V86H4L1 90H0V95H2V96H0V99H5L4 101H2L1 103L3 104L1 107H3V109H4V111H9V114L8 115H11L12 113H13V116H15V115H21V114H23V113H25V106L27 105H29V100H28V98H26L27 96L26 95H28L27 93V91L26 92H24L25 90H23L24 88H23V86L21 85L22 84V79L19 77V78H17V77H13ZM74 78V79H73ZM115 78H116V80H115ZM136 78V79H135ZM63 80V82H62V80ZM32 80V81H31ZM73 80V81H72ZM36 81V82H35ZM65 81V82H64ZM72 83H71V82ZM77 81H79V83L77 82ZM143 81V82H142ZM178 81V82H177ZM34 82V83H33ZM74 82V83H73ZM186 82V83H185ZM12 83V84H11ZM36 83V84H35ZM59 85H58V84ZM68 83H69V85H68ZM70 83H71V85H70ZM143 83V84H142ZM157 83V84H156ZM166 83V84H165ZM81 84H82V82H81ZM176 84V85H175ZM33 85V86H32ZM120 85V84H119ZM139 85V84H138ZM22 86V87H21ZM104 86H106V87H104ZM110 86V87H109ZM160 86H161V89L159 90V88H160ZM163 86H166V87H163ZM65 87H66V89H65ZM68 87H71V88H69L68 90H67V88ZM159 87V88H158ZM189 87V88H188ZM15 88V89H14ZM141 88V89H140ZM155 88V89H154ZM156 88H157V90H156ZM165 89V91H164V89ZM210 88V89H209ZM153 89V90H152ZM193 89V90H192ZM239 89H240V91H239ZM147 90V91H146ZM169 90V91H168ZM2 91V92H1ZM23 91V92H22ZM33 91H31V95L33 94ZM68 91V92H67ZM162 91V92H161ZM171 91V92H170ZM192 91V92H191ZM15 92V93H14ZM145 92H146V94H145ZM164 92H166V94L164 93ZM173 92V93H172ZM3 93H4V95H3ZM19 93H20V95H19ZM22 93V94H21ZM149 93V94H148ZM158 95H157V94ZM163 93V94H162ZM171 93V94H170ZM176 93V94H175ZM65 94H67V95H65ZM87 95H88V93H86ZM158 96V98H157V96ZM173 95V96H172ZM4 96V97H3ZM16 96H17V98H16ZM26 96V97H25ZM33 96V95H32ZM88 96H90V94L88 95ZM144 96V97H143ZM164 98V97H166V98H164V99H162V97ZM189 96V97H188ZM2 97V98H1ZM20 97V98H19ZM29 97V96H28ZM67 97V98H66ZM161 97V98H160ZM18 99L17 100V102H16V99ZM153 98H155V99H153ZM157 98V99H156ZM6 99H7V102H9L10 100V102H9V104L10 105H8V103L7 102H5L6 101ZM89 99L91 100H87V101H89L88 102V104L90 105H88V104H86L87 102H84V103H82V105H84V107H81L80 106V110H83V109H85V111L87 112H85L84 110H83V112H85L87 115H89V116H92V118H93V124H95L96 123V125H94V126H98V122L96 121V112H95V106H96V102H98V100H96L95 98L93 99V97H92V95L89 97ZM96 100V101H93V100ZM143 99H140V101L141 100H143ZM151 99H153L152 101H150ZM161 99V100H160ZM166 99V100H165ZM187 99H189V100H187ZM217 99V100H216ZM255 99V100H254ZM26 100H28V101H26ZM65 100H67L66 102H65ZM147 100H149L150 102H148ZM157 102V101H160V102H157V103H159V104H157L158 105V107H157V105H155V101ZM220 100V101H219ZM15 101V102H14ZM20 103H19V102ZM22 101H23V103H22ZM134 101V104H135V100H133ZM144 101V100H143ZM162 101V102H161ZM166 101V102H165ZM183 101V102H182ZM214 101L217 103H215V105H217L216 107L218 108V106H219V108L218 109H224L225 107V105L227 104H225L224 105V103H225V101L223 102L222 101V99H221V97H219V98H217V97H215V99H214ZM13 102V103H12ZM24 102H26V103H24ZM92 102V103H91ZM147 102V103H146ZM166 103V104H163V103ZM173 102V103H172ZM194 102V101H193ZM221 102V103H220ZM263 102V103H262ZM5 103V104H4ZM18 103V104H17ZM95 103V104H94ZM151 103V104H150ZM172 103V104H171ZM181 103V104H180ZM262 103V104H261ZM7 104V105H6ZM16 104H17V106L19 107H17L16 106ZM25 104V105H24ZM43 104V105H42ZM67 104V107H65V105ZM87 106H86V105ZM152 104H154L153 106H152ZM174 104V105H173ZM190 104V105H189ZM192 104H194V105H192ZM221 104V105H220ZM5 105V106H4ZM95 105V106H94ZM144 105V106H145ZM163 105V106H162ZM228 105V104H227ZM247 105V106H246ZM251 105V106H250ZM7 106H8V109H7ZM12 107V108H10V107ZM21 106H23L24 108H23V110L21 109ZM26 106V107H27ZM93 108H92V107ZM152 106V107H151ZM167 106H168V108H167ZM177 107V109H176V107ZM179 106H181L180 108H179ZM182 106H184L185 108L183 109V107ZM87 107H89L87 110H86V108ZM9 108H10V110L12 111V112H10V110H9ZM41 108V109H40ZM154 108V109H153ZM155 108H159L158 110L157 109H155ZM181 108H182V110H181ZM19 109V110H18ZM91 109H93V111L92 112H90L91 111ZM162 109V110H161ZM180 109V110H179ZM188 109V110H187ZM14 110H15V112H14ZM58 110V111H57ZM166 110V111H165ZM175 110V111H174ZM184 110V111H183ZM187 110V111H186ZM21 113H20V112ZM159 113H158V112ZM165 113H164V112ZM172 111H174L175 112V114H173L174 112H172ZM178 111L180 112V113H178ZM251 111V112H250ZM189 112V113H188ZM19 113V114H18ZM89 113V114H88ZM91 113H92V115H91ZM94 113V114H93ZM162 113H163V115H162ZM176 113H177V115H176ZM188 113V114H187ZM199 113V112H198ZM159 114H161V115H159ZM166 114V115H165ZM170 114H172V115H170ZM250 114H252V115H250ZM176 115V116H175ZM180 115V116H179ZM188 115H189V117H188ZM196 117H195V116ZM204 115V116H203ZM12 116V115H11ZM95 116V117H94ZM161 116H163L162 118H161ZM168 116H170V117H168ZM179 116V117H178ZM251 116H253V117H251ZM258 116H260V117H258ZM159 117V118H158ZM190 117H193V118H191L190 119ZM195 117V118H194ZM204 117V118H203ZM206 117V118H205ZM246 117V116H245ZM153 118V119H152ZM110 119H112V118H110ZM159 119V120H158ZM202 119L204 120L203 122H202ZM208 119V120H207ZM259 119V120H258ZM67 120V119H66ZM107 120H109V118L107 119ZM154 120H157L156 122L154 121ZM194 120V121H193ZM199 120H200V122H199ZM96 121V122H95ZM161 121V122H160ZM165 121V122H164ZM260 121V123H262ZM95 122V123H94ZM155 122V123H154ZM193 122H195V123H193ZM154 124L153 125V127H155V128H153L152 127V125H150V124ZM159 123V124H158ZM259 123V124H260ZM155 124H156V126H155ZM162 126H161V125ZM199 125V127H198V125ZM256 125V127L255 128H260V130L258 129V131H264V130H261V129H263L262 128V126H261V124L260 125ZM194 125V126H193ZM151 126V127H150ZM259 126H261V127H259ZM158 127V128H157ZM160 128H161V130L162 131H160ZM164 130H163V129ZM39 128H37V130H35L34 131V133H33V135H34V138H36V140H38L39 142H40V140L42 141H45L46 140V137H45V135L43 134V130L42 129H39ZM151 129V130H150ZM159 129V130H158ZM147 130V131H146ZM150 132H149V131ZM42 133H41V132ZM159 131V132H158ZM164 131V132H163ZM147 132H148V134H147ZM2 132H0V153H3V152H5V151H9L10 150V144L11 143H9V142H11L10 141V137H7L8 135H6V133H2ZM159 133V134H158ZM161 133V134H160ZM6 136H5V135ZM37 135V136H36ZM142 137H141V136ZM140 136V137H139ZM138 138H140V139H138ZM7 139H9V140H7ZM40 139V140H39ZM7 140V141H6ZM9 141V142H8ZM9 143V144H8ZM41 143V142H40ZM8 144V145H7ZM138 144V145H137ZM218 145H220V147H221V150H222V152H223V149H222V147L224 148V149H226V151L225 152H223V153H230L228 156H230V155H232L233 156V154L235 155L236 154V152L234 151V147H233V149L232 148H230L229 147V145H227V143H225V142H220V143H218ZM42 148H43V146H42ZM43 151H44V149H43ZM133 151V152H132ZM262 151H263V149H262ZM101 155H100V154ZM133 155H132V154ZM149 154V155H148ZM132 156H133V158H132ZM149 158H148V157ZM263 156V155H262ZM260 157V158H262L263 160H264V156L263 157ZM132 158V160H131V158ZM229 159L231 158V157H228ZM261 159V160H262ZM92 160V161H91ZM139 160V161H138ZM94 161V162H93ZM123 163L124 165L122 166V164L121 163ZM126 165V166H125ZM245 167V166H244ZM247 167V166H246ZM245 167V168H246ZM119 168V169H118ZM121 168V169H120ZM244 168V169H245ZM113 169V170H112ZM120 170L119 172H118V170ZM147 169V170H146ZM86 170V171H85ZM241 170V171H240ZM239 171H240V173L239 174H237L238 176H239V181H242V182H245V183H247L248 182V180L250 179V178H248V177H250V175L249 174H251V176H256L257 175V173L259 174L256 178H258L260 181H261V183H264V174L262 173H260L259 171L258 172H256V171H253V170H251V169H248V168H246L245 170H244V172L242 171V169H240ZM247 170V171H246ZM118 172V174H117V172ZM142 171H144V172H142ZM147 171V172H146ZM249 171V172H248ZM251 171V172H250ZM253 171V172H252ZM91 172V173H90ZM242 172V173H241ZM247 172L249 173V174H247ZM109 174V175H108ZM144 174V175H143ZM253 174V175H252ZM256 174V175H255ZM117 177H116V176ZM245 175V176H244ZM249 175V176H248ZM106 176H107V178H106ZM144 176V177H143ZM249 182H252V181H249ZM80 183V184H79ZM179 183H181L180 181H178V184ZM254 184V183H253ZM61 185H63V186H61ZM80 185V186H79ZM180 185H182V184H180ZM180 185H178V187L180 188V189H178V190H182L183 188H182V186H180ZM250 185H252V184H250ZM260 185V184H259ZM263 185V186H262ZM73 186V187H72ZM185 185H183V187H184ZM253 186H256V185H253ZM64 187V188H63ZM112 187V188H111ZM211 187V188H210ZM210 187H208V189L210 188V190H208L209 192H208V195H209V199L212 201V204H210L209 205V207L211 206V208H210V211H206L205 213H204V215L203 216H200L201 214H200V212H199V208H198V206H197V204H196V206L194 205L195 203H194V201L195 200H192V198L190 199V201L189 200H186V197H185V192H184V190H185V187H184V189L182 190V192H177L178 193V195L180 196V197H178L179 199H180V203L182 204V205H185V207H184V211H182V213H181V217L177 220V223H181L183 226L185 225V224H187V223H191V225L189 226V228H188V235H189V237L190 238H192L194 241L196 240L197 241V243L198 244H201L202 243V241H200L198 238H197V234H196V229H197V231L199 230L200 231V228H201V230H202V228H205V227H208V226H213V227H216L215 225H217V227L216 228H218V229H216L215 230V232H216V234L215 235H218V234H220V233H218L217 234V232H219V231H223V232H225V234H226V236H228L227 237V239H229V240H227L226 239V241H225V243H227V245L224 243L223 244V246H221L220 247V249L222 250V251H224L225 253H227V251H228V249L231 251V253L233 252V253H235L236 255H238L237 257L239 258L240 257V259L242 258H244L243 260L245 261V263L246 264H251V261H250V259H251V256L252 255H254V253H256V251L257 252H261L262 251V249H264L263 247H264V233L262 234V228H261V225L264 223L263 221H264V209H263V207H262V204H258V203H256V202H252L251 201V196L249 197H247L248 199L247 200H245L246 202H245V205H246V207H245V209H246V211H243L242 213H244V214H246L245 215V218H249V217H251L253 214H258L259 215V217H260V215H261V217H262V219L261 220H263L262 221V224H261V220H259V222L260 223H256V222H251V220H250V218H249V221L248 222H244V223H240V222H238L237 220H235V219H232V220H230V215L228 214L229 213V210L231 209L230 207H231V202H230V200H227V198L226 197H224L223 195H219L217 192V194L215 193V191L214 192H212L213 190H212V188H213V185L212 186H210ZM260 188H258V186L257 187H255L256 189H264V184H261V186H259ZM262 187V188H261ZM60 188V189H59ZM71 189V190H70ZM56 190H57V193H56ZM124 190V191H123ZM51 191H53V192H51ZM54 191H55V193H54ZM59 191V192H58ZM211 191V192H210ZM124 192V193H123ZM118 193V194H117ZM128 193V194H127ZM138 193V194H137ZM214 193H215V195H214ZM117 194V195H116ZM126 194H127V196H126ZM184 194V195H183ZM210 194H212V195H210ZM75 195V196H74ZM181 195H183V196H181ZM217 195V196H216ZM119 198H122V200L121 199H119ZM138 196V198H136ZM221 196V197H220ZM124 197V198H123ZM132 197V198H131ZM183 197V198H182ZM217 197V198H216ZM255 197V196H254ZM72 198H73V200H72ZM100 198V199H99ZM189 197H187V199H188ZM59 199V200H58ZM106 199H107V201H106ZM113 199L115 200V202L113 201ZM117 199H118V201H117ZM123 199H124V201H123ZM128 199V200H127ZM184 201H182V200ZM224 199V200H223ZM250 199V200H249ZM56 201V202H54V201ZM119 200H120V202H119ZM127 200V201H126ZM130 200V201H129ZM136 200V201H135ZM102 201H105V203H107L108 204V202L110 201V203H111V205H113V206H117V205H119L120 203H121V206H122V204H123V206L121 207V208H119V211H121V212H117V213H113L111 216V218H109V220L107 221V222H109V223H107L106 222V219H104L103 217H102V213L100 212V211H98L99 210V204L101 203ZM221 201H223V202H221ZM113 202L115 203V204H113ZM130 202V205L128 206V203ZM132 202V203H131ZM135 202H137V203H135ZM183 202V203H182ZM186 202H190V203H187L186 204ZM98 203V204H97ZM109 203V204H110ZM126 203H127V206H126ZM225 203V204H224ZM234 204H236V202H233ZM247 203V204H246ZM55 206H54V205ZM56 204H57V206H56ZM67 204V205H66ZM108 204V205H109ZM133 204V205H132ZM193 204V205H192ZM230 204V205H229ZM248 204H250L249 205V207H248ZM66 205V206H65ZM188 207H187V206ZM220 205V206H219ZM261 205V206H260ZM54 208V209H53ZM65 208V209H64ZM128 208H126V209H128ZM195 208V209H194ZM60 209V210H59ZM64 211H63V210ZM121 209V210H120ZM197 209H198V211H197ZM250 211H249V210ZM262 209V210H261ZM58 210V211H57ZM54 211H57V214H56V212L54 213ZM249 211V212H248ZM252 211V212H251ZM60 212V213H59ZM67 212V213H66ZM97 212V213H96ZM203 212H204V210H203ZM202 212V213H203ZM210 212V213H209ZM254 212V213H253ZM261 212V213H260ZM16 213V212H15ZM49 213V214H48ZM52 213V214H51ZM197 213V216H195V214ZM251 214V216H250V214ZM260 213V214H259ZM17 214V213H16ZM118 214H119V217H118ZM127 214V216H125ZM215 214V215H214ZM244 214H243V216H244ZM248 214V215H247ZM183 215V216H182ZM200 216V217H199ZM249 216V217H248ZM125 217H127V219L125 218ZM89 218V219H88ZM113 218H115V219H113ZM122 218H123V220H122ZM222 220H221V219ZM110 219H112V220H110ZM125 219V220H124ZM200 219V220H199ZM228 219V220H227ZM55 220V221H54ZM105 220V221H104ZM127 220L129 221L128 223L131 225V227L132 228H128L127 227V225H129L128 223H127ZM124 221L127 223V224H125L124 223ZM179 221H181V222H179ZM185 221V222H184ZM40 222V223H39ZM50 222H52L51 224H49ZM121 222V223H120ZM187 222V223H186ZM61 223V224H60ZM69 223V224H68ZM103 223V224H102ZM106 223V224H105ZM185 223V224H184ZM223 223V224H222ZM48 224V225H47ZM92 224V225H91ZM94 224V225H93ZM111 224V225H110ZM124 224L126 225V227L124 226ZM193 224V225H192ZM210 224V225H209ZM261 224V225H260ZM68 225H69V227H68ZM83 225V226H82ZM129 225V226H130ZM206 225V226H205ZM244 225V226H243ZM260 225V226H259ZM264 225V224H263ZM33 226H35V228H33ZM52 226V227H51ZM181 226V225H180ZM204 226V227H203ZM58 227H59V229H58ZM62 227V228H61ZM64 227V228H63ZM86 227V228H85ZM89 229H88V228ZM137 228H138V226H136ZM96 228V229H95ZM108 228V229H107ZM125 228V229H124ZM128 230H127V229ZM135 229L136 231H137V233L138 234H140L142 231H143V228L142 227H140L139 226V228L138 229H141V231H139L138 229ZM248 228V229H247ZM29 229H31V230H29ZM40 232V233H38V231ZM46 229V230H45ZM52 229V230H51ZM58 229V230H57ZM61 229H63V234H65L64 235V238H63V243H64V246H63V244L61 245L60 243H62L61 241L57 244V245H55V242L53 243L51 240H49L50 238H49V236L51 237V235H52V233H54L55 231H59L61 234H59V232H58V234L59 235H62V231H61ZM66 229V230H65ZM82 229V230H81ZM88 229V230H87ZM94 229H95V231H94ZM120 229V230H119ZM34 230V231H33ZM36 230V231H35ZM40 230H42V234L43 235H41V231ZM54 230V231H53ZM87 230V231H86ZM218 230V231H217ZM33 231V232H32ZM53 231V232H52ZM65 231V232H64ZM161 230H159L157 233H161L160 232ZM242 231V232H241ZM37 233V236H32V234H36ZM47 232H48V234L50 233V232H52V233H50L49 235L47 234ZM83 232H85V233H83ZM140 232V233H139ZM45 233V234H44ZM69 233V234H68ZM113 233V234H112ZM122 233V234H121ZM233 233V234H232ZM27 234V235H28ZM67 234V235H66ZM90 234V235H89ZM231 234V235H230ZM39 235V236H38ZM41 235V236H40ZM96 235V236H95ZM113 235V236H112ZM162 234H158V237L160 238V239H162L163 241H168L167 239H165L166 238V236L165 235H163V236H165V237H163V236H161ZM194 235V236H193ZM220 235H222V234H220ZM230 235V236H229ZM244 235V236H243ZM43 236V237H42ZM71 236V237H70ZM79 236V237H80ZM92 238H91V237ZM234 236V237H233ZM38 237H40V238H38ZM42 237V238H41ZM157 237V238H158ZM33 238H35V239H33ZM37 238V239H36ZM113 238V239H112ZM40 239V240H39ZM96 239V240H95ZM165 239V240H164ZM240 239V240H239ZM45 240V241H44ZM67 240V241H66ZM123 240V241H122ZM199 240V241H198ZM231 240V241H230ZM42 241H44V242H42ZM119 241V242H118ZM230 241V242H229ZM109 242V243H108ZM117 242V243H116ZM232 242V243H231ZM47 243H49V244H47ZM95 243H97V244H95ZM121 243V244H120ZM47 244V245H46ZM118 244V245H117ZM230 244V245H229ZM240 244V245H239ZM120 245V246H119ZM225 245H226V247H225ZM235 245V246H234ZM47 246H49V247H47ZM53 246H54V248H53ZM88 246V247H87ZM86 246V248L87 249H90V247H89V244ZM97 246H98V248H97ZM110 246H112L111 248H110ZM116 246V247H115ZM122 246V247H121ZM233 246V247H232ZM2 249H3V247L2 246H0ZM100 247V248H99ZM106 247V248H105ZM118 247H119V249H118ZM226 249H225V248ZM239 247V248H238ZM262 247V249L259 251V249ZM28 248V250H29V248L30 247H27ZM85 248V249H86ZM223 248V249H222ZM107 249V250H106ZM110 249V250H109ZM114 249H116V250H114ZM236 249V250H235ZM257 249V250H256ZM7 248H4V251L3 250H1L0 252L3 254H1L0 253V255L3 257V260L6 262V260H7V262H9V261H11L13 258L14 259H16V261L17 262H19L21 259H23L24 257H23V254H24V256H25V252H21V253H19L18 255H16L15 256V251H10V250H8ZM27 249H26V251H28ZM50 250V251H49ZM106 250V251H105ZM125 250V249H124ZM227 250V251H226ZM232 250H234V251H232ZM255 250V251H254ZM5 252V253H4ZM9 254H8V253ZM13 252V253H12ZM108 252H106V254H108V256H113L112 254H109ZM242 252V253H241ZM249 252V253H248ZM262 252H264V250L262 251ZM7 253V254H6ZM10 253L12 254V255H14V256H12V255H10ZM119 253L120 254H122V253H124L123 251L122 252H120L119 251ZM228 253H229V251H228ZM240 253V254H239ZM247 254L246 256L244 255V254ZM22 254V255H21ZM252 254V255H251ZM124 255V254H123ZM248 255H249V257H248ZM12 256V257H11ZM18 256H19V258H18ZM22 258H21V257ZM6 257V258H5ZM7 257H8V259H7ZM188 260H189V258H187ZM247 259H249V262H248V260ZM19 260V261H18ZM118 261L120 260V259H117ZM117 260H114V262H116ZM252 260V259H251ZM15 261V262H16ZM16 262V263H17ZM120 262H122V260L121 261H119V262H116L117 264H119ZM190 262V261H189ZM252 264H255V263H252Z\"/></svg>","mask_w":264,"mask_h":264}]
</instances>
